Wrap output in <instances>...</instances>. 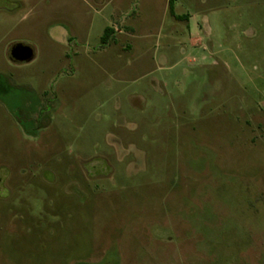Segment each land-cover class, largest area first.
Returning a JSON list of instances; mask_svg holds the SVG:
<instances>
[{
    "label": "rangeland",
    "instance_id": "374dc122",
    "mask_svg": "<svg viewBox=\"0 0 264 264\" xmlns=\"http://www.w3.org/2000/svg\"><path fill=\"white\" fill-rule=\"evenodd\" d=\"M172 1L0 0V264H264V0Z\"/></svg>",
    "mask_w": 264,
    "mask_h": 264
},
{
    "label": "water",
    "instance_id": "95a60500",
    "mask_svg": "<svg viewBox=\"0 0 264 264\" xmlns=\"http://www.w3.org/2000/svg\"><path fill=\"white\" fill-rule=\"evenodd\" d=\"M9 56L15 62H28L34 57V49L28 44L17 43L10 49Z\"/></svg>",
    "mask_w": 264,
    "mask_h": 264
},
{
    "label": "trees",
    "instance_id": "16d2710c",
    "mask_svg": "<svg viewBox=\"0 0 264 264\" xmlns=\"http://www.w3.org/2000/svg\"><path fill=\"white\" fill-rule=\"evenodd\" d=\"M169 10H170V13L174 15V6H173V1L172 0H170V3H169ZM111 32H112V29L110 27H107L105 29V32H104V34L102 36V41L103 42H106L107 41L108 36H109V34Z\"/></svg>",
    "mask_w": 264,
    "mask_h": 264
},
{
    "label": "crops",
    "instance_id": "0c3cea01",
    "mask_svg": "<svg viewBox=\"0 0 264 264\" xmlns=\"http://www.w3.org/2000/svg\"><path fill=\"white\" fill-rule=\"evenodd\" d=\"M114 31L118 32V33H121V28H115Z\"/></svg>",
    "mask_w": 264,
    "mask_h": 264
}]
</instances>
